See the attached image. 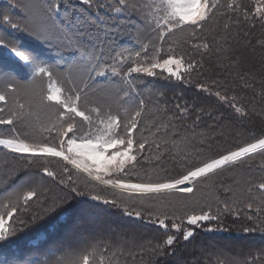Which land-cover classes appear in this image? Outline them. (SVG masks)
<instances>
[{"label":"trees","instance_id":"1","mask_svg":"<svg viewBox=\"0 0 264 264\" xmlns=\"http://www.w3.org/2000/svg\"><path fill=\"white\" fill-rule=\"evenodd\" d=\"M45 2L47 0L3 2L1 11L8 19L1 20L0 39L46 55L56 80L65 91L64 81L83 88V77L90 96L93 92L105 96L111 94L114 108L122 116L132 111L136 103L134 98L128 103L117 99L122 90L128 88L120 76H93L89 81L82 68L73 66L79 58L70 56L68 49L62 47L57 51L53 48L50 52L30 34L26 26L39 21L40 5ZM58 2L61 12L57 19L64 21L70 35L101 38L111 35L109 44L117 51L123 48L135 51L149 35L152 36L147 41L149 51L152 44L160 46L161 42H157L136 18L119 19V24L129 31H132L131 25L139 31L128 39H125L128 36L125 32L116 40L119 29L111 27L116 19L109 11L102 10L101 19L97 20L95 9L78 3V0ZM220 3L222 7L216 17L195 36L189 29L175 32L178 36L173 42L167 36L162 41L165 51L172 48L177 56L183 57L186 67L188 62L196 65L183 73L182 80L167 77V74L155 77L132 74L135 88L144 101L141 125L146 143L143 156L137 157V173L132 175L139 177L138 181L174 176L257 139H264V15L256 10L257 0H220ZM233 4L237 6L235 12L226 7ZM29 8L35 10L34 13L30 14ZM11 23L19 27L14 29ZM141 33L145 39L137 41L136 36ZM205 43L209 45L208 49L203 47ZM6 54L0 49V57ZM126 59L127 54L121 64L113 62L116 71H120L121 66H128L124 63ZM27 73L21 72L5 83L10 86L14 81L17 85L25 84ZM14 130L17 131L13 126L0 125V139L10 138ZM140 132L141 127H138L133 136L141 138ZM15 156L0 149V216L5 215L16 196L29 184L36 187L37 197L33 198L34 203L30 202L28 212L18 209L12 213L9 232L17 216L27 222L16 224L15 234L0 241V264H49L46 254L70 239L69 227L73 232L86 231L89 239L94 237L103 256L114 264H264V190L258 188L264 183V152L197 182L192 194L177 193L158 199L165 201L161 206L154 202L157 199L144 200L138 202L136 208L119 195L105 198L102 190H114L97 187L81 173L74 170L65 173L64 163L57 158H48L28 167ZM40 165L54 171L57 178L45 176ZM69 182L85 193H100L103 198L94 200L85 194L68 204H60ZM113 197L117 201L115 204L104 203L105 199ZM225 203L228 204L227 211L224 210ZM55 205L59 206L48 211ZM126 211L133 215H127ZM135 211L141 212L139 218ZM149 211L168 213L170 218L166 223L169 227L162 229L153 223L154 217L147 215ZM203 213H209L213 218L200 226H191L194 235L185 240L182 225L186 224L187 216ZM173 220L181 225L179 231L171 227ZM40 235L43 237L33 243ZM167 235L175 238L171 246L164 243ZM61 255L63 253L58 252L50 259L54 261Z\"/></svg>","mask_w":264,"mask_h":264},{"label":"snow or ice","instance_id":"2","mask_svg":"<svg viewBox=\"0 0 264 264\" xmlns=\"http://www.w3.org/2000/svg\"><path fill=\"white\" fill-rule=\"evenodd\" d=\"M78 3L95 9L97 20L101 19L102 10H108L116 19V23L111 27L114 30L119 29L116 40H119L120 35L125 32H128V36L125 37L128 39L139 31L135 29V25H131L132 31H129L119 24V19L136 18L155 36L157 42H161L160 46L152 44L151 51H149L147 41L152 39V36L149 35L145 42L140 43L137 50L131 51L129 48H123L121 51H117L109 44V41L112 40L111 35L103 38L81 36L80 34L70 35L69 31L65 29L64 21L57 19L61 12V4L58 0H47L42 3L40 5L42 15L39 21L30 27L26 26L30 34L48 47L50 52L53 48L57 51L62 47L68 49L70 56L79 58L78 63L73 66L82 68L89 81L93 76L98 78L109 75L120 76L121 80L127 82L128 88L122 90L117 99L128 103L129 99L134 98L136 103L132 111H128L122 116L119 110L114 108V100L110 98L111 94L105 96L93 92L90 96L88 85L83 77L81 78V84L85 85L83 88L74 83L65 82L66 91L63 87H54L50 88L46 95H42L40 104L45 110L42 117L31 110V104L20 103L15 98L16 106L5 111L7 98L5 94H0V102H2L0 103V113H3L0 115V125H10L17 130L13 132V138L0 139V146L16 154L17 160L32 167L40 164L42 160L59 158V161L64 163L63 171L65 173L74 170L85 174L91 182H95L97 187L119 189L127 194V199L144 201L164 199L177 193L192 194L197 182L210 178L212 174L225 166L243 163L246 157H251L258 149L264 150V139H257L256 142L238 147L218 158L204 161L200 165L178 172L174 176L148 182H131L127 179L130 174L135 172L139 163L137 157L143 156L146 143L142 138L143 126L141 125L144 101L135 88L132 74L142 73L150 77L167 74V77L182 80L183 75L180 69L185 65L183 57L177 56L172 48L165 51L162 41L168 33L174 31L186 32L191 29L192 35L195 36L199 30L205 29L216 17L222 5L220 0H159V4L143 7L137 0H116L118 6H106L102 0H96V2L94 0H78ZM226 7L232 12L237 10V6L234 4ZM152 9L156 11L153 12ZM4 19L8 18L4 17ZM11 27L15 29L19 26L11 23ZM144 39L143 33L136 36L137 41ZM203 47L208 49L209 45L205 43ZM0 49L7 52L5 56L0 57V83L10 81L14 76H19L21 72H32L36 75L47 76L49 79L55 74L49 58L36 49H24L3 39H0ZM125 54H127V59L124 60V63L128 66L126 68L121 66L120 71H116L113 62L121 64V59L125 57ZM106 56L109 59L106 60ZM195 67V64L188 62L185 71ZM11 91L16 93L18 90L13 87ZM222 99L227 100V97H222ZM138 127H141V132L138 134L141 137L139 139L133 136ZM164 127L167 126L164 125ZM156 147L159 148V144H156ZM40 166L45 176L57 178L56 173L49 170L46 165ZM68 179L71 181V177ZM63 182L61 180V183ZM258 188L264 190V183L259 184ZM85 194L90 195L94 200L100 199L99 193H85L84 190L69 182L67 193L61 199L60 204H68L75 197ZM34 197H37V189L34 184H29L25 191L16 196L15 203L8 210L9 217L18 209L28 212L31 208L30 202L34 203ZM188 198L190 197L185 199ZM116 202L115 197L111 200H104V203L115 204ZM57 206L59 205H55L48 211L54 210ZM248 207L251 208L252 205L248 204ZM224 210H228L227 203L224 204ZM126 214L131 216L133 212L126 211ZM134 214L137 218L141 216L140 211H135ZM147 215L154 217L153 223L160 228L167 229L169 227L166 223L170 218L168 213L149 211ZM211 218L213 217L209 213L193 214L187 216L186 224L197 226L201 221ZM26 222L22 217L17 216L11 226V232H9L5 218L0 216V240L14 235L17 231L16 224H25ZM171 227L175 231H179L181 226L173 220ZM68 233L70 239H67L61 246L50 249L46 254L49 257V264H114L110 258L106 259L103 256L98 244L94 242L95 238L89 239V234L86 231L73 232L69 227ZM193 235L192 231H188L183 238L188 240ZM174 242V236L167 235L164 243L171 246ZM58 252L63 255L54 261L51 260L50 258L56 256Z\"/></svg>","mask_w":264,"mask_h":264},{"label":"rangeland","instance_id":"3","mask_svg":"<svg viewBox=\"0 0 264 264\" xmlns=\"http://www.w3.org/2000/svg\"><path fill=\"white\" fill-rule=\"evenodd\" d=\"M7 0H0V23H1V20L4 19L5 17V14L3 15V12L1 11V6H2V3L3 2H6ZM27 1V0H25ZM255 1V0H254ZM137 2L143 7L145 5H151V4H159V0H137ZM102 3L106 6H108L109 4L113 5V6H118L116 5V0H102ZM256 6V10L258 11L259 14H262L264 15V2H262V0H257V4L255 5ZM30 9V8H29ZM31 10V9H30ZM106 10V9H105ZM35 11V10H34ZM33 10H31L30 14L34 13ZM37 11V9H36ZM108 11V10H106ZM152 11H156L155 9H152ZM167 38H170L169 41L171 40L172 42L175 40V38L178 36L177 33H175V31L173 33H168L167 35ZM6 52V50H5ZM7 53V52H6ZM71 61V60H70ZM185 68H186V65H184V67H182L180 69L182 75L183 73L185 72ZM28 78L26 79V82L25 84L23 83H19L18 85L15 83V81L13 82V85L10 86L9 83H5V85H2L0 83V94H5L6 95V98H7V107L5 108V111L8 110V108H13L15 107L16 105L14 104V98L16 101L20 102V103H26L27 104H31L32 108L31 110L39 115V116H43L44 115V112L45 110L42 108L41 104H40V98L42 95H46L47 94V91L50 89V88H54V87H63L59 84V82L56 80V75L54 74L55 76V79L52 77L51 79H49L47 76H40V75H36L35 73H32V72H28ZM174 79H176L175 77H173ZM65 82L69 83V84H73L72 82H68V81H64V86H65ZM15 87L17 88V92L16 93H12L11 89ZM67 90V88H66ZM2 103V102H0ZM45 103H47L45 101ZM0 115H3V113H0ZM79 119V118H78ZM15 131V130H14ZM13 138V135L10 137V138H5V139H11ZM0 149L8 152V153H11L8 149L4 148L3 146H0ZM135 150V149H134ZM261 152H264V150H260L258 149L253 155H256V154H259ZM13 154V153H11ZM16 155V154H15ZM252 155V156H253ZM248 158V157H246ZM59 159V158H57ZM227 167V166H225ZM219 171V170H217ZM137 173V168L135 170L134 173L130 174L129 177H127V179H129L131 182H138V179L139 177H136L134 178L132 175ZM82 174V173H81ZM85 175V174H83ZM86 176V175H85ZM87 177V176H86ZM89 178V177H87ZM90 179V178H89ZM149 181V180H147ZM103 187V186H101ZM111 189V188H110ZM102 190V189H101ZM113 190V189H112ZM103 195L104 197H108L109 195L110 196H114V195H119L120 197H124L125 198V202L126 203H133L134 205V208H136V204L138 202H141V200H136V199H127V194L124 193L122 190H119V189H116L112 192H105L103 191ZM99 195H101V198H103L102 194L99 193ZM12 200V199H11ZM155 203L159 204L160 206L161 205H165L164 204V200H162L161 202L157 199L154 201ZM179 204V202H178ZM12 207V206H11ZM8 209L9 207L7 208V212H5V215H2L5 220H6V227H8L9 231H10V220H11V216L9 217L8 215ZM12 215V214H11ZM197 215V214H195ZM198 215H201V214H198ZM210 220V219H209ZM207 220V221H209ZM207 221H201L199 223V225L197 226H200L201 224L207 222ZM186 222V221H185ZM180 225V224H179ZM181 226V225H180ZM185 227V234L188 232V231H192V228L191 226L187 225V224H184L182 225ZM193 227H196V226H193ZM43 235L41 236H38L37 239L33 240L32 242L33 243H36L38 239L42 238ZM1 241V240H0Z\"/></svg>","mask_w":264,"mask_h":264}]
</instances>
